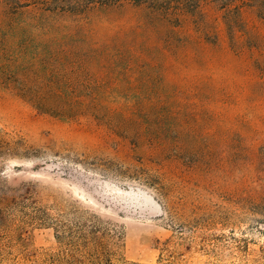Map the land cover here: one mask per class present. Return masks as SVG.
Returning a JSON list of instances; mask_svg holds the SVG:
<instances>
[{"label":"rangeland","instance_id":"374dc122","mask_svg":"<svg viewBox=\"0 0 264 264\" xmlns=\"http://www.w3.org/2000/svg\"><path fill=\"white\" fill-rule=\"evenodd\" d=\"M45 208L127 262L264 264V0H0V264H50Z\"/></svg>","mask_w":264,"mask_h":264},{"label":"trees","instance_id":"16d2710c","mask_svg":"<svg viewBox=\"0 0 264 264\" xmlns=\"http://www.w3.org/2000/svg\"><path fill=\"white\" fill-rule=\"evenodd\" d=\"M132 1L138 4L158 5L162 0H16L23 10H40L83 14L99 7ZM160 7H156L162 10ZM69 219H61L44 209L41 221L54 230L56 251L48 256L50 264H178L175 245L166 240L155 263L127 262L120 253L122 235L108 220L84 211L80 216L73 210Z\"/></svg>","mask_w":264,"mask_h":264}]
</instances>
